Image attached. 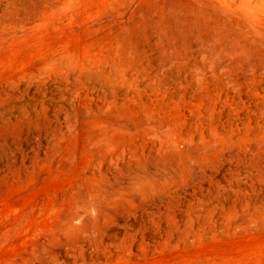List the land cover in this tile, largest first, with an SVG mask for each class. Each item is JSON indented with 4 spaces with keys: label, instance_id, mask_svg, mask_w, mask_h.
Here are the masks:
<instances>
[{
    "label": "rangeland",
    "instance_id": "rangeland-1",
    "mask_svg": "<svg viewBox=\"0 0 264 264\" xmlns=\"http://www.w3.org/2000/svg\"><path fill=\"white\" fill-rule=\"evenodd\" d=\"M0 264H264V0H0Z\"/></svg>",
    "mask_w": 264,
    "mask_h": 264
}]
</instances>
